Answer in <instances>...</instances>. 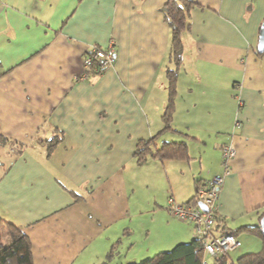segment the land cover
Instances as JSON below:
<instances>
[{"label":"crops","instance_id":"1","mask_svg":"<svg viewBox=\"0 0 264 264\" xmlns=\"http://www.w3.org/2000/svg\"><path fill=\"white\" fill-rule=\"evenodd\" d=\"M167 1L0 0V136L23 145L0 143V218L27 236L31 264L128 263L136 242L117 245L140 216L193 200L229 143L216 216L240 247L257 236L240 229L264 213V0H185L173 130L159 135L177 68ZM111 45L115 65L76 82L87 54ZM154 138V151L185 143L189 161L139 165Z\"/></svg>","mask_w":264,"mask_h":264},{"label":"trees","instance_id":"2","mask_svg":"<svg viewBox=\"0 0 264 264\" xmlns=\"http://www.w3.org/2000/svg\"><path fill=\"white\" fill-rule=\"evenodd\" d=\"M192 6L191 3L185 0H168L163 8L172 30V60L177 68L175 70L171 69L167 71V78L169 81V100L162 118L165 126L159 135L166 131L173 130L171 122L177 93L178 67L182 63L183 56L182 36L189 28L190 9ZM159 135H157V137ZM154 140L155 138L150 141H140L135 154L139 165H143L149 159H159L160 161H189L188 148L185 143H163L158 150L154 151ZM58 141V136L49 141V143H51V146L49 147L50 151ZM10 142L11 145L18 146L20 151L23 150V145L0 136V143L5 144ZM54 142L55 144L53 145ZM194 201L195 198L186 205L193 204L195 203ZM261 217H264V213ZM216 219L222 228L221 231L224 233L225 227H223V221L219 219L218 216H216ZM241 231L254 233L263 241L264 245V236L261 233L260 227L246 226L241 228L240 232ZM232 234L236 235V232H233ZM203 245L204 241L195 236L192 241L179 244L172 250L162 252L139 264H203L206 257ZM25 246L26 249L24 248ZM30 254V243L27 236L16 224L0 218V264H31ZM113 255V252L109 253L107 260H110ZM212 259H214V264H264V248L258 253H249L240 256L236 261L230 260V254Z\"/></svg>","mask_w":264,"mask_h":264},{"label":"built area","instance_id":"3","mask_svg":"<svg viewBox=\"0 0 264 264\" xmlns=\"http://www.w3.org/2000/svg\"><path fill=\"white\" fill-rule=\"evenodd\" d=\"M116 51L113 45L106 49L95 48L87 54L83 63V71L75 77V81H86L92 75L100 74L115 65ZM241 125L236 123L235 128ZM237 157V150L233 143L224 146L222 150L223 173L213 177L209 182L197 189L195 203L178 204L173 199L168 201L167 211L182 222L194 225L195 236L204 241L206 255L203 264H210L207 257L220 258L228 255L240 247L236 235L221 231L216 219L217 204L226 179L232 175V164ZM204 205L207 211L201 208Z\"/></svg>","mask_w":264,"mask_h":264},{"label":"rangeland","instance_id":"4","mask_svg":"<svg viewBox=\"0 0 264 264\" xmlns=\"http://www.w3.org/2000/svg\"><path fill=\"white\" fill-rule=\"evenodd\" d=\"M197 166H199V164H197ZM165 213H159L158 211L156 214L151 211L144 213V216H140L139 221H137L138 225L134 224L135 227L131 229V235H125V239L123 240L124 244L121 245L119 243L117 245V248L120 247L122 253L127 254L128 251L126 249L129 250L131 246V243L127 245L129 239L133 238V241L136 242L133 244V249L131 251L133 257H128L129 259L127 258V260H129V262L126 264H139L162 252L172 250L180 243H188L192 240L195 236L194 225L192 223L182 222L178 218L173 217L167 209ZM133 231L134 233L132 234ZM183 232H185L186 235H184ZM179 233L180 239L174 241L172 238L178 236ZM239 239L242 241L243 246L230 253L231 261H236L240 256L245 254L258 253L264 248L263 241L257 236L243 234L240 235ZM114 254L117 255V251ZM207 260L210 264H214V259L209 257Z\"/></svg>","mask_w":264,"mask_h":264},{"label":"water","instance_id":"5","mask_svg":"<svg viewBox=\"0 0 264 264\" xmlns=\"http://www.w3.org/2000/svg\"><path fill=\"white\" fill-rule=\"evenodd\" d=\"M258 52L261 54L264 53V23L261 27L260 39H259V44H258ZM201 208L204 211H207V209L204 205H201ZM259 227L261 229L262 235L264 236V217L261 219Z\"/></svg>","mask_w":264,"mask_h":264}]
</instances>
